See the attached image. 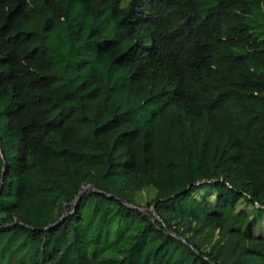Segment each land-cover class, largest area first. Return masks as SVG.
<instances>
[{
  "label": "trees",
  "instance_id": "trees-1",
  "mask_svg": "<svg viewBox=\"0 0 264 264\" xmlns=\"http://www.w3.org/2000/svg\"><path fill=\"white\" fill-rule=\"evenodd\" d=\"M0 181V264H264V0H0Z\"/></svg>",
  "mask_w": 264,
  "mask_h": 264
},
{
  "label": "rangeland",
  "instance_id": "rangeland-1",
  "mask_svg": "<svg viewBox=\"0 0 264 264\" xmlns=\"http://www.w3.org/2000/svg\"><path fill=\"white\" fill-rule=\"evenodd\" d=\"M128 0H120V5L124 6ZM126 154L123 150L115 148L111 151L110 158L112 160V165L109 172L104 176L106 186H114L120 178V170L124 162ZM196 171L195 164L192 159L184 158L180 164H178L174 171L167 170L155 175L154 177L142 178L139 181L140 186H143L142 190L139 193L130 191V194L138 199L137 203L140 210L149 211L152 210L151 205L146 203L151 198L163 199L168 196H171L180 191H184L188 188L187 178L194 174ZM87 186H82L80 191L87 190ZM74 201L70 204H62L61 208L63 210L61 215H55L57 201L55 198V193H51L48 199L45 202L29 204L21 209V214L23 215L26 224H39L48 217H54L57 219L65 216L71 211ZM66 205V206H65ZM55 215V216H54ZM147 229L151 233H157L156 228L153 227L152 222L147 225ZM264 230V226H262ZM76 243L78 249V257L83 255V249L80 245ZM75 260L70 261L68 264H75Z\"/></svg>",
  "mask_w": 264,
  "mask_h": 264
},
{
  "label": "water",
  "instance_id": "water-1",
  "mask_svg": "<svg viewBox=\"0 0 264 264\" xmlns=\"http://www.w3.org/2000/svg\"><path fill=\"white\" fill-rule=\"evenodd\" d=\"M89 187V186H88ZM82 189V187L80 188V190ZM80 190H79V192H80ZM77 197V196H76Z\"/></svg>",
  "mask_w": 264,
  "mask_h": 264
},
{
  "label": "clouds",
  "instance_id": "clouds-1",
  "mask_svg": "<svg viewBox=\"0 0 264 264\" xmlns=\"http://www.w3.org/2000/svg\"><path fill=\"white\" fill-rule=\"evenodd\" d=\"M0 184H1V181H0Z\"/></svg>",
  "mask_w": 264,
  "mask_h": 264
}]
</instances>
